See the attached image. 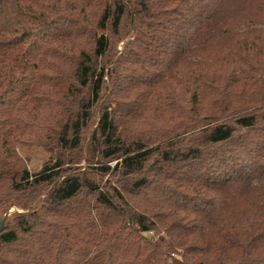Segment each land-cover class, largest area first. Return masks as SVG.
<instances>
[{
  "label": "trees",
  "instance_id": "trees-1",
  "mask_svg": "<svg viewBox=\"0 0 264 264\" xmlns=\"http://www.w3.org/2000/svg\"><path fill=\"white\" fill-rule=\"evenodd\" d=\"M12 193L0 264H264V0H0Z\"/></svg>",
  "mask_w": 264,
  "mask_h": 264
},
{
  "label": "rangeland",
  "instance_id": "rangeland-1",
  "mask_svg": "<svg viewBox=\"0 0 264 264\" xmlns=\"http://www.w3.org/2000/svg\"><path fill=\"white\" fill-rule=\"evenodd\" d=\"M123 42L118 43L117 50L122 51ZM16 151L20 159L24 162L28 172L30 174L37 173L43 167L45 162L51 160L53 162V156L48 155L44 150L36 145L34 142L30 145L17 146ZM84 162L79 164L83 167ZM112 165V164H111ZM20 195L10 194L0 198V231L12 221L15 214L26 212L21 210L20 204H22ZM32 207H35L34 205Z\"/></svg>",
  "mask_w": 264,
  "mask_h": 264
}]
</instances>
